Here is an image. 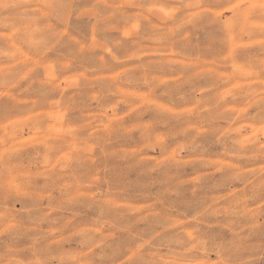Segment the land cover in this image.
I'll list each match as a JSON object with an SVG mask.
<instances>
[{
    "label": "rangeland",
    "instance_id": "374dc122",
    "mask_svg": "<svg viewBox=\"0 0 264 264\" xmlns=\"http://www.w3.org/2000/svg\"><path fill=\"white\" fill-rule=\"evenodd\" d=\"M0 264H264V0H0Z\"/></svg>",
    "mask_w": 264,
    "mask_h": 264
}]
</instances>
